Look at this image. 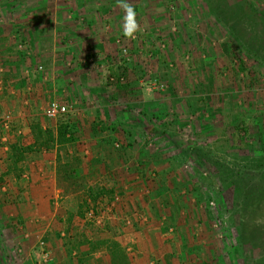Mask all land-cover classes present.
Wrapping results in <instances>:
<instances>
[{
    "label": "rangeland",
    "instance_id": "1",
    "mask_svg": "<svg viewBox=\"0 0 264 264\" xmlns=\"http://www.w3.org/2000/svg\"><path fill=\"white\" fill-rule=\"evenodd\" d=\"M128 2L144 29L134 40L123 36L118 0H21L44 22L35 63L54 74L49 101L69 110L77 102L98 105L92 128L113 137L130 168L137 167L136 151L151 159V166L138 165L142 181L170 185L175 212L193 216L195 228L212 235L209 247L220 249V264H264L256 261L264 257L260 214L247 213L249 231L241 220L264 197V163L257 160L264 158V0ZM8 3L16 6L0 0ZM15 12L4 15L11 21L20 17ZM218 220L223 226L215 227ZM17 226L0 222V258L32 264L21 253Z\"/></svg>",
    "mask_w": 264,
    "mask_h": 264
},
{
    "label": "crops",
    "instance_id": "2",
    "mask_svg": "<svg viewBox=\"0 0 264 264\" xmlns=\"http://www.w3.org/2000/svg\"><path fill=\"white\" fill-rule=\"evenodd\" d=\"M14 1L0 5V222L18 224L23 256L32 264H220L212 235L175 212L170 185L142 181L140 168L151 159L136 151L137 167L130 168L113 137L92 129L98 105L77 102L66 115L45 116L56 85L52 71L35 63L44 22L38 10ZM14 11L20 17L8 21L4 14ZM61 84L72 104L69 75ZM91 187L107 192L94 200Z\"/></svg>",
    "mask_w": 264,
    "mask_h": 264
},
{
    "label": "trees",
    "instance_id": "3",
    "mask_svg": "<svg viewBox=\"0 0 264 264\" xmlns=\"http://www.w3.org/2000/svg\"><path fill=\"white\" fill-rule=\"evenodd\" d=\"M121 85V84H120ZM119 86V85H118ZM97 126H99V123H98V125ZM93 130H95V128H92ZM101 132H102V129H101ZM16 149H17V147H16ZM24 149H26V150H28V148H24ZM18 151V150H17ZM23 152V151H22ZM23 160V158L21 157H19L18 158V160L17 161H22ZM257 160H259V163L261 164H263L264 163V158L262 157H260V158H258ZM259 164V165H260ZM142 174H144V173H142ZM263 185H264V183H263ZM239 187H238V189L241 191V187H240V185H238ZM107 192V190H105V189H101V188H95V187H91L90 188V195H91V198L92 199H97V197L100 195V196H102L104 193H106ZM263 193H264V191H263ZM111 194H113V193H110V195ZM249 211H252V213H254L255 215L257 214V215H259L260 214V216H261V218L262 219H260L261 220V225H263V228H264V197H259V198H257L256 200H254V202H253V205L252 206H250V208H247L246 210H245V212H244V214L241 216V220H242V222H243V226L245 227V229L247 230V231H249V230H251V228L248 226V220H247V218H246V215H247V213L249 212ZM253 214V215H254ZM247 216H249V215H247ZM251 217H252V215H251ZM255 217V216H254ZM255 225V224H254ZM258 226H260V225H258ZM257 226V227H258ZM252 230L254 231V228L252 227ZM264 230V229H263ZM260 231H262L261 229H259V230H256L254 233H259ZM91 245V244H90ZM94 249V246H92V248H91V250H93ZM256 261H257V263H264V257H260L259 259H256Z\"/></svg>",
    "mask_w": 264,
    "mask_h": 264
},
{
    "label": "clouds",
    "instance_id": "4",
    "mask_svg": "<svg viewBox=\"0 0 264 264\" xmlns=\"http://www.w3.org/2000/svg\"><path fill=\"white\" fill-rule=\"evenodd\" d=\"M118 6L123 9V36L127 39L134 40L137 38V33L143 32V28L137 20V11L128 0H118ZM56 106H53V110L50 115L55 114ZM62 111L66 109H61Z\"/></svg>",
    "mask_w": 264,
    "mask_h": 264
},
{
    "label": "built area",
    "instance_id": "5",
    "mask_svg": "<svg viewBox=\"0 0 264 264\" xmlns=\"http://www.w3.org/2000/svg\"><path fill=\"white\" fill-rule=\"evenodd\" d=\"M123 80V79H122ZM56 106L55 108V114L54 115H50V113L52 112L53 110V106ZM61 109H66L64 111H62ZM69 112V109L66 105L64 104H61L60 102H58L57 100H53L51 101L47 108L45 109V116L48 118V119H56L58 118L59 116H62V115H66L67 113ZM12 118V115L11 114H8L6 116V121L9 122ZM217 222V223H216ZM215 223V227H218V226H223V221L222 220H218L216 221Z\"/></svg>",
    "mask_w": 264,
    "mask_h": 264
}]
</instances>
